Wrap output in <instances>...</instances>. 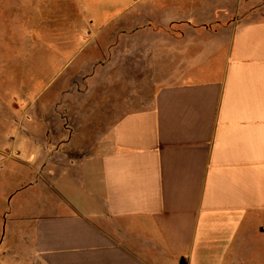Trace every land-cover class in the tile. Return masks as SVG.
<instances>
[{
	"label": "crops",
	"instance_id": "obj_1",
	"mask_svg": "<svg viewBox=\"0 0 264 264\" xmlns=\"http://www.w3.org/2000/svg\"><path fill=\"white\" fill-rule=\"evenodd\" d=\"M145 6L77 33L94 55L75 128L34 115L13 146L28 169L0 264H243L264 245V0Z\"/></svg>",
	"mask_w": 264,
	"mask_h": 264
},
{
	"label": "rangeland",
	"instance_id": "obj_2",
	"mask_svg": "<svg viewBox=\"0 0 264 264\" xmlns=\"http://www.w3.org/2000/svg\"><path fill=\"white\" fill-rule=\"evenodd\" d=\"M160 1L148 0L145 5L154 8ZM114 2L0 0V222L8 215L7 200L5 207L2 200L10 191H16L20 183L16 180V170H20L21 176L25 167L28 169L17 166L12 157L16 155L13 146L23 140V133L31 125V116H46L49 129L55 131L62 116L65 119L62 124L70 130L75 128L76 117L71 109L82 103L81 94L89 88L92 92V86L83 84L81 78L93 70L79 67L83 57L94 55L92 51L87 52L94 42H88L84 52L78 53L82 39L77 33L82 34L85 28L95 32L108 17L119 13L132 15L146 8L142 2L123 13L128 3ZM61 94L66 95L62 106ZM67 96H72V101ZM68 155L78 156L75 151ZM3 207L5 211H1ZM250 254L252 258L243 264H264V245L255 246V252ZM255 256H262V261L255 262Z\"/></svg>",
	"mask_w": 264,
	"mask_h": 264
},
{
	"label": "water",
	"instance_id": "obj_3",
	"mask_svg": "<svg viewBox=\"0 0 264 264\" xmlns=\"http://www.w3.org/2000/svg\"><path fill=\"white\" fill-rule=\"evenodd\" d=\"M180 264H184V261H183V260H181Z\"/></svg>",
	"mask_w": 264,
	"mask_h": 264
}]
</instances>
